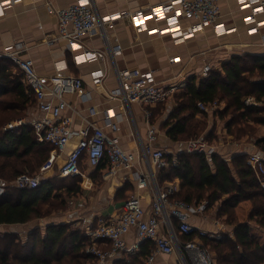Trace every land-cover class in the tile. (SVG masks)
<instances>
[{
  "label": "crops",
  "instance_id": "0c3cea01",
  "mask_svg": "<svg viewBox=\"0 0 264 264\" xmlns=\"http://www.w3.org/2000/svg\"><path fill=\"white\" fill-rule=\"evenodd\" d=\"M7 1L10 0H0V51L21 45L22 51L19 56L30 59L34 69L40 75L80 77L87 97L83 100L77 94L68 93L62 96L75 109V113L68 111L73 118V129L77 131L85 127L86 119L103 127L104 110L111 109L115 113L113 120L117 123L116 136L120 146L135 155L134 168L118 170L113 176L105 177L106 167L102 165L96 168L84 166L82 176L69 177L78 180L80 190L69 191L63 188L62 191L65 190L63 195L65 208L53 210L49 214L27 223L0 224V237L13 233L23 243L29 242L34 235L39 234L40 237H44L46 228L50 226L67 225L70 230L78 228L85 232L86 225L83 220L95 224L100 220L114 218L120 212L123 202L132 195L140 197L143 208L149 214L152 200L151 190L148 187L138 188L134 178L137 168L142 172H147L146 162L140 155L139 149L140 141L143 144L148 143L149 124L143 115L144 110L147 109L151 112L149 123L155 128V141L151 145L164 150L175 161L177 155L184 151L186 137L182 134L178 136L177 140H173L167 134L168 129L175 122V119L169 117L177 108L178 95L184 91L187 82L194 79L197 86L200 81L207 78L212 69H221L223 63L228 62L232 57H247L252 61L253 58L264 57V25L257 33L247 34V26L242 21L245 12L238 9L235 0H218L221 9L218 21L228 28H235L234 31L226 34H217L213 28L208 27L197 31L192 37L186 39L172 38L169 35H148L146 31L138 32L133 29L128 19L122 18L107 31L109 44L112 47L119 46L121 49L120 54L114 56L115 67L153 71L159 86L163 88L175 87L162 103L145 109L139 104H131L128 109L122 102L110 97V91L117 86L113 63L110 60L89 61L78 65L72 60L73 56L80 55L83 49H102L103 44L99 35L93 33L83 35L81 38L82 48L77 51L69 50L65 40L57 37L58 19L54 10L66 8L78 0H11L9 4L6 3ZM163 1L93 0L101 15H110L125 10L141 11ZM226 7L229 9L225 10ZM223 10L225 11L223 12ZM258 17L264 19L263 15ZM189 23V21H183L184 26ZM249 64L252 66V63ZM97 69H101L107 74L105 83L100 86L93 85L91 80V72ZM205 69H207L206 72H204ZM251 80L255 84L262 85L264 74L262 76L254 71ZM244 103L264 106V96L260 100L254 96H247ZM206 105L208 111L199 112L196 119L203 123L199 137L202 138L210 131L213 132L211 140L207 142L214 149L213 153L218 154L229 164L231 158L237 154H245L248 159L251 155H255L263 163L264 150L259 148L257 141L264 139V125L253 124L250 121L249 123L254 128L252 135L246 132L237 138L235 134L227 132L225 123L228 118L222 120L218 116V112L225 107V101L214 100ZM89 107L97 109L95 116H89ZM152 109L155 110L154 115ZM41 116L42 114L33 104L27 107L25 118L21 119L26 124H31ZM103 128L106 133H110L107 128ZM79 138L80 136L77 134L71 138L66 152L72 149ZM50 150L44 155L46 159ZM61 162L62 160H57L53 168L46 172L42 179L51 176L61 177L59 175ZM152 169L156 179L157 170L154 166ZM158 185L161 188H172L171 194L180 189L178 179L164 181ZM215 204L218 207L220 203L217 201L213 205ZM250 209L249 201L240 202L234 209L237 220L241 223L246 222ZM188 221L193 226L206 231L209 236L211 233L219 234V239L226 234L232 236L233 226H226L216 219L212 221L209 219L200 220L197 214H192ZM250 233L264 247V231L251 224ZM212 236L210 238H213ZM122 239L127 245H130L135 240L134 230H130ZM193 240L197 239L193 238ZM148 247L150 248V246ZM148 247L143 246L142 248L147 249ZM103 248L108 249V243H104ZM149 248L145 250V259ZM121 254H117L107 264H113ZM176 257H179L177 253L172 256L157 255L151 264H176L173 260ZM89 263L99 264L95 258Z\"/></svg>",
  "mask_w": 264,
  "mask_h": 264
},
{
  "label": "built area",
  "instance_id": "2783aa9c",
  "mask_svg": "<svg viewBox=\"0 0 264 264\" xmlns=\"http://www.w3.org/2000/svg\"><path fill=\"white\" fill-rule=\"evenodd\" d=\"M10 1L6 3L9 4ZM235 1L238 9L245 12L242 21L247 26V34L257 33L264 25V19L258 17L264 16V0ZM220 12L218 0H164L133 14L123 11L101 15L93 0H78L66 8L54 10L58 19L57 37L65 40L69 50L81 49V38L88 33L98 34L102 41V49H83L80 55L73 56L72 60L76 65L96 60H110L113 63L114 56L119 55L121 49L119 46L112 47L109 44L107 31L122 18L130 17L131 23L138 32L146 31L148 35H169L172 38L186 39L187 36L190 38L197 31L208 27L213 28L217 34L234 31L235 28H228L218 21ZM146 18L150 19L146 20ZM183 21L190 23L184 26ZM171 24L174 25L169 27ZM21 48V45H17L16 48L8 47L0 51V59H8L20 73L23 84L33 92L36 108L42 116L35 119L31 126L37 141L49 144L51 150L36 174L18 175L13 186L18 189L36 188L44 174L53 168L57 160H62L59 167L61 177L82 176L84 166L96 168L104 165L105 177L115 175L118 170L134 168L135 155L124 150L116 136L118 127L113 120L114 111L107 109L103 114V127L110 131L109 134L103 127L87 119L85 127L75 131L72 115L68 113V111L75 113V109L62 96L67 93L77 94L84 100L87 92L82 79L78 76L40 75L30 59L19 56ZM113 71L117 86L110 91V97L119 100L128 109L131 104L149 107L162 103L175 88L159 86L153 71L118 69L114 63ZM106 78L107 74L101 69L91 72V80L95 86L105 83ZM197 107L202 112L208 111L207 105L203 102H198ZM88 114L95 116L97 109L89 107ZM143 115L149 124L148 143L143 144L140 141L139 149L140 155L146 162L147 172L137 168L134 178L138 188L148 187L151 190L150 213H146L140 197L132 195L123 202L120 212L114 218L100 220L95 224L83 220L86 225L84 234L89 241L85 252L95 258L99 264H107L117 254L139 253L142 245L148 242L150 248L145 259L147 264L153 263L157 255L172 256L176 253L179 256L173 259L176 264H213V257L199 241L180 239V236L193 235L195 239L200 236H212L188 221L190 215L203 212L204 206L172 198L170 197L172 188H161L158 185L152 166L159 170L167 167L169 162L164 150L151 145L155 141V128L149 123L151 112L145 109ZM24 123L23 119H18L7 124L5 129H12ZM75 134L80 138L72 149L66 152L67 145ZM184 151L210 155L214 149L204 139L195 138L185 142ZM247 163L257 171L263 172V163L255 155H251ZM3 190V184L0 183V194ZM132 229L135 232V240L127 245L122 237ZM104 243H108V249L103 248Z\"/></svg>",
  "mask_w": 264,
  "mask_h": 264
},
{
  "label": "trees",
  "instance_id": "16d2710c",
  "mask_svg": "<svg viewBox=\"0 0 264 264\" xmlns=\"http://www.w3.org/2000/svg\"><path fill=\"white\" fill-rule=\"evenodd\" d=\"M12 67L8 59H0V183L4 187L0 194V224L27 223L63 209V188L80 190L77 179L59 176L42 179L34 189H18L11 185L20 174L34 175L51 149L49 144L37 141L31 124L5 129L8 123L22 118L28 106L35 104L33 92ZM254 71L263 76L264 57L253 58V61L247 57H232L221 69H212L197 86L194 79H190L178 95L177 108L169 117L175 122L167 134L173 140L182 134L185 141L201 138L203 123L196 115L205 112L198 110L197 102L208 104L224 100L225 107L218 116L222 120L228 118L227 132L237 138L246 132L252 135L254 128L250 121L264 125V106L244 103L247 96L257 100L264 96V83L258 85L251 80ZM154 111L152 109L153 115ZM212 136L210 131L202 138L209 142ZM257 145L264 150V139L258 140ZM166 157L169 165L157 170L156 179L158 184L174 179L180 181V189L170 197L203 205L204 210L220 201L217 217H223L226 226H233L232 236L197 238L201 245L209 246L214 252L213 264H264V247L250 233L251 224L264 231V162L263 172H259L247 163L245 154L233 156L230 164L215 153L182 151L175 161L168 154ZM243 201H249L251 209L246 222L241 223L234 209ZM180 238L191 241L194 236ZM88 244L81 229L70 230L67 225L47 227L44 237L34 235L27 243L21 242L16 234H4L0 237V264H90L93 257L85 252ZM149 245L145 242L142 247ZM142 247L137 254L122 253L113 264H138L149 248Z\"/></svg>",
  "mask_w": 264,
  "mask_h": 264
},
{
  "label": "rangeland",
  "instance_id": "374dc122",
  "mask_svg": "<svg viewBox=\"0 0 264 264\" xmlns=\"http://www.w3.org/2000/svg\"><path fill=\"white\" fill-rule=\"evenodd\" d=\"M159 4V3H158ZM224 9V8H223ZM228 10L229 8L228 7H226L225 8V10ZM56 10V9H55ZM225 10H223V12L225 11ZM123 12V11H122ZM125 12H128V13H130V14H133L135 11H130V10H125ZM128 19V21H129V23H130V26L133 28V29H135L136 30V28L133 26V24L131 23V21H130V17L129 18H127ZM12 70L13 71H15V68L14 67H12ZM17 71V70H16ZM18 73V72H17ZM146 107H144V109H145ZM22 118H25V115H23V117ZM19 118H17V119H15V120H13L12 122H14V121H16V120H18ZM21 119V118H20ZM12 122H10V123H12ZM9 124V123H8ZM48 176V175H47ZM13 182H14V180L12 181V183H11V185L13 186ZM218 203H220V202H218ZM60 209V208H59ZM217 212H218V207L216 206V204L215 205H213L210 209H206V210H204L203 212H201V213H198L197 214V217L200 219V220H205V219H209V220H218V221H221V223H223L224 221H223V217H217ZM225 225V224H224ZM226 228V227H225ZM227 229V228H226ZM210 235H214L215 237H213L214 239H219V237H220V235L219 234H210ZM222 237V236H221ZM198 241V240H197ZM209 251V253L211 254V256L212 257H215V255H214V252L211 250V249H209V246L208 247H206ZM214 259V258H213ZM138 264H147L146 263V261H145V258H144V256H142V257H140V259H139V263Z\"/></svg>",
  "mask_w": 264,
  "mask_h": 264
},
{
  "label": "bare ground",
  "instance_id": "6f19581e",
  "mask_svg": "<svg viewBox=\"0 0 264 264\" xmlns=\"http://www.w3.org/2000/svg\"><path fill=\"white\" fill-rule=\"evenodd\" d=\"M148 19H150V18H146V20H148ZM141 23V22H140ZM174 24H171L169 27H172ZM168 32H170V31H168ZM153 33H155V32H153ZM189 36H187V38H188Z\"/></svg>",
  "mask_w": 264,
  "mask_h": 264
}]
</instances>
